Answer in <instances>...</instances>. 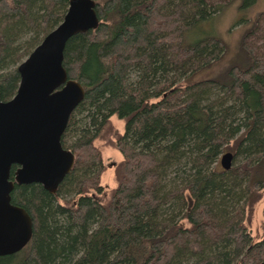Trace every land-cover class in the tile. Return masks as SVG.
I'll use <instances>...</instances> for the list:
<instances>
[{"label": "trees", "instance_id": "obj_1", "mask_svg": "<svg viewBox=\"0 0 264 264\" xmlns=\"http://www.w3.org/2000/svg\"><path fill=\"white\" fill-rule=\"evenodd\" d=\"M68 1L0 0L2 100L14 95L17 65L62 20ZM94 1L98 27L70 37L63 52L68 77L85 91L61 136L73 166L54 192L37 183L14 186L11 200L30 214L32 235L0 264H227L248 233L240 210L229 214L225 198L210 197L215 173L208 166L245 110L242 137L253 158L234 178L250 173L246 189L261 187L264 53L246 42L261 21L242 31L227 64L203 77L224 58L216 20L230 3ZM253 2L240 0L237 11ZM112 116L123 122L121 133ZM102 133L121 154L116 186L103 200L104 165L93 143ZM254 155L258 162L249 166ZM261 251L255 242L240 260L257 264Z\"/></svg>", "mask_w": 264, "mask_h": 264}, {"label": "water", "instance_id": "obj_2", "mask_svg": "<svg viewBox=\"0 0 264 264\" xmlns=\"http://www.w3.org/2000/svg\"><path fill=\"white\" fill-rule=\"evenodd\" d=\"M98 24L94 0H69L62 20L17 65L14 95L0 97V256L20 251L32 235L30 214L11 200L14 186L37 183L54 192L73 166L61 136L85 91L68 77L63 52L70 37ZM232 158L230 151L222 154L223 169Z\"/></svg>", "mask_w": 264, "mask_h": 264}, {"label": "rangeland", "instance_id": "obj_3", "mask_svg": "<svg viewBox=\"0 0 264 264\" xmlns=\"http://www.w3.org/2000/svg\"><path fill=\"white\" fill-rule=\"evenodd\" d=\"M229 1L230 0H210L212 5L230 3L216 20L218 34L221 35L226 42L227 48L223 60L219 64H216L211 69H209L206 74H203V77L215 74L221 69V67H223L222 65H225L230 61L237 50V44L242 31L251 27V21L255 19L257 21H261L259 24V28L261 29H256L254 32H252V34H249L246 37V42L253 45L258 53H264V21L261 20L262 15L264 14V0H254V2L250 4L247 9L241 12L245 18H243L239 23H236V19L239 15H241V13L237 11V5L239 4L240 0ZM235 107L238 108L239 105L236 104ZM239 109L242 110L240 107ZM244 112L246 111L243 110L241 114H239L238 120H236L234 123H240L239 127L237 128L238 131H235L236 133L234 136L227 138L228 141L222 144L219 150L220 153L217 155L216 160L208 166V171L213 169L215 173V182H213L211 185V189H214L211 191L210 197L214 196L216 201L221 200L222 198L220 197L225 198L223 201V207L229 214L232 211L234 212L235 210H240L245 226V232L248 233L246 242L244 246H242V249H240L239 254L232 258L230 255H227L225 258V261H228L227 264H247L242 262L240 259L246 253L249 247L255 244V242H261L262 255L259 258L261 261L264 260V177L260 178L258 176L256 178L258 181H260L261 184L259 186L261 187L251 191L246 189V183L251 181L250 173L248 176L245 175L243 177L238 176L234 178L236 173L234 169L239 164H242L245 161H248V159L253 158V155L248 152L251 151V148L249 145H247L249 141L245 142V139L242 137V133L246 130V128H248L247 122L250 119L247 116L243 117L245 114ZM110 122L114 129H117L120 133L123 131V122L121 120H118L115 116H112L110 118ZM108 137L109 135L102 133V135L93 142L94 145L100 150L101 159L104 165V169L100 175V184L103 186V193L97 196L98 199L100 198L102 200L105 199L110 190L116 186V179L114 176L115 166L121 160V154L116 148L110 145ZM227 151H230L233 154L232 163L229 169H223V167L220 165V158L222 154ZM236 151L238 152L236 153ZM257 153L260 154V152ZM254 156L255 158L248 162L249 166H256L255 164L258 162L257 157L259 155ZM260 156L264 157V155ZM262 164V167H264V159ZM229 179H234L233 185L229 184ZM186 197H188L187 194ZM229 244L230 248L233 247V243ZM206 255H209V253Z\"/></svg>", "mask_w": 264, "mask_h": 264}, {"label": "flooded vegetation", "instance_id": "obj_4", "mask_svg": "<svg viewBox=\"0 0 264 264\" xmlns=\"http://www.w3.org/2000/svg\"><path fill=\"white\" fill-rule=\"evenodd\" d=\"M15 169V168H14Z\"/></svg>", "mask_w": 264, "mask_h": 264}]
</instances>
